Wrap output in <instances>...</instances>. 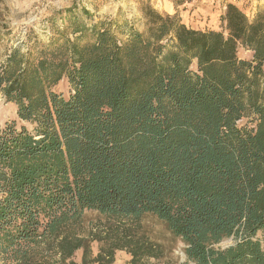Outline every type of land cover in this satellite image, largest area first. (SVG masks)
<instances>
[{
  "label": "trees",
  "instance_id": "trees-1",
  "mask_svg": "<svg viewBox=\"0 0 264 264\" xmlns=\"http://www.w3.org/2000/svg\"><path fill=\"white\" fill-rule=\"evenodd\" d=\"M65 11L73 38L0 61V264H172L145 214L186 263L264 264V11L226 3L219 30L148 4L120 24Z\"/></svg>",
  "mask_w": 264,
  "mask_h": 264
},
{
  "label": "rangeland",
  "instance_id": "rangeland-1",
  "mask_svg": "<svg viewBox=\"0 0 264 264\" xmlns=\"http://www.w3.org/2000/svg\"><path fill=\"white\" fill-rule=\"evenodd\" d=\"M226 3L237 5L247 16L252 17L258 10L264 11V0H0V61L8 48L20 45L22 50L46 46L53 38L61 36L73 38L68 27L69 13L73 8L77 15L89 26L105 18H114L117 23L125 18L137 20L144 4L151 5L160 13L177 14L181 21L194 29H221L220 15ZM87 10L89 15L82 12ZM67 26V27H66ZM135 27L143 30L142 21H136ZM60 32V35H58ZM239 55L249 57L242 49ZM57 90L67 93L68 87L62 81ZM15 115L10 103H5L0 94V124ZM83 224L87 229L103 224L106 217L95 210H84ZM141 233L151 241L162 246L161 263H186L183 242L175 237L165 223L151 214H145L140 220ZM224 240L220 245L229 244ZM92 250L97 251L94 242ZM130 258L125 250H116L113 264H123ZM186 264H192L190 262Z\"/></svg>",
  "mask_w": 264,
  "mask_h": 264
},
{
  "label": "water",
  "instance_id": "water-1",
  "mask_svg": "<svg viewBox=\"0 0 264 264\" xmlns=\"http://www.w3.org/2000/svg\"><path fill=\"white\" fill-rule=\"evenodd\" d=\"M228 241H230V239H229V240H227V242H228ZM192 264H194V263H192Z\"/></svg>",
  "mask_w": 264,
  "mask_h": 264
}]
</instances>
